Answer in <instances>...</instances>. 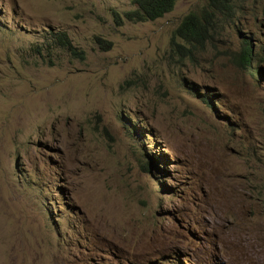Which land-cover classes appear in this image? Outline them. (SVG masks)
Segmentation results:
<instances>
[{
	"label": "rangeland",
	"instance_id": "374dc122",
	"mask_svg": "<svg viewBox=\"0 0 264 264\" xmlns=\"http://www.w3.org/2000/svg\"><path fill=\"white\" fill-rule=\"evenodd\" d=\"M206 5L0 0V264H264V0Z\"/></svg>",
	"mask_w": 264,
	"mask_h": 264
},
{
	"label": "trees",
	"instance_id": "16d2710c",
	"mask_svg": "<svg viewBox=\"0 0 264 264\" xmlns=\"http://www.w3.org/2000/svg\"><path fill=\"white\" fill-rule=\"evenodd\" d=\"M176 2L177 0H134L137 7L126 12V17L134 21H153L173 10ZM241 2L242 0H207V5L203 9L190 12L183 18L174 31L172 47L177 46L180 51L182 49L191 51L193 48L212 43L225 24L240 11ZM57 37L61 45L83 57V52L73 46L65 33L61 32ZM241 58L247 64L253 61L248 41L243 47ZM256 69L259 73V69Z\"/></svg>",
	"mask_w": 264,
	"mask_h": 264
},
{
	"label": "bare ground",
	"instance_id": "6f19581e",
	"mask_svg": "<svg viewBox=\"0 0 264 264\" xmlns=\"http://www.w3.org/2000/svg\"><path fill=\"white\" fill-rule=\"evenodd\" d=\"M256 59H257V58H256ZM253 61H254V60H253ZM259 67H260V66H259ZM260 71H261V70H260ZM257 72H258V71H257ZM263 260H264V258H263ZM263 260L261 261V259H260V261H261V262H260V261H259V262H260V263H262V262H263ZM256 264H257V263H256Z\"/></svg>",
	"mask_w": 264,
	"mask_h": 264
}]
</instances>
